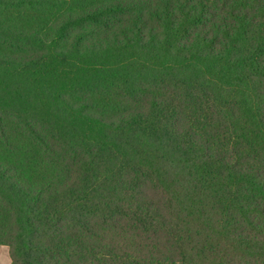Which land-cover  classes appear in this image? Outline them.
I'll use <instances>...</instances> for the list:
<instances>
[{
	"label": "trees",
	"instance_id": "trees-1",
	"mask_svg": "<svg viewBox=\"0 0 264 264\" xmlns=\"http://www.w3.org/2000/svg\"><path fill=\"white\" fill-rule=\"evenodd\" d=\"M11 264H264V0H0Z\"/></svg>",
	"mask_w": 264,
	"mask_h": 264
},
{
	"label": "rangeland",
	"instance_id": "rangeland-1",
	"mask_svg": "<svg viewBox=\"0 0 264 264\" xmlns=\"http://www.w3.org/2000/svg\"><path fill=\"white\" fill-rule=\"evenodd\" d=\"M10 261L12 258L9 247L0 245V264H10Z\"/></svg>",
	"mask_w": 264,
	"mask_h": 264
},
{
	"label": "crops",
	"instance_id": "crops-1",
	"mask_svg": "<svg viewBox=\"0 0 264 264\" xmlns=\"http://www.w3.org/2000/svg\"><path fill=\"white\" fill-rule=\"evenodd\" d=\"M11 262V261H10ZM11 264V263H10Z\"/></svg>",
	"mask_w": 264,
	"mask_h": 264
}]
</instances>
